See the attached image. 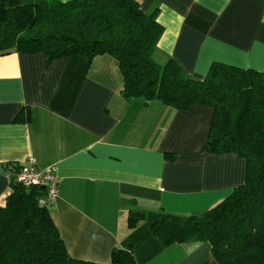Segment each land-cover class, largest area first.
Returning a JSON list of instances; mask_svg holds the SVG:
<instances>
[{
    "label": "crops",
    "instance_id": "0c3cea01",
    "mask_svg": "<svg viewBox=\"0 0 264 264\" xmlns=\"http://www.w3.org/2000/svg\"><path fill=\"white\" fill-rule=\"evenodd\" d=\"M15 6L21 0H0ZM162 32L153 59L176 60L196 79L213 62L264 69V0H140ZM114 60L43 53L0 56V204L11 165L28 157L54 166L58 194L45 204L74 258L106 263L130 245L137 264H220L211 244L163 245L130 209L192 214L225 198L245 178L234 153L204 151L211 108L176 110L159 100L125 98ZM172 155L173 158H170Z\"/></svg>",
    "mask_w": 264,
    "mask_h": 264
},
{
    "label": "trees",
    "instance_id": "16d2710c",
    "mask_svg": "<svg viewBox=\"0 0 264 264\" xmlns=\"http://www.w3.org/2000/svg\"><path fill=\"white\" fill-rule=\"evenodd\" d=\"M162 32L154 13L140 0H21L0 3V56L43 53L46 63L69 56L111 57L125 98L159 100L176 110L211 108L204 151L234 153L246 161L241 185L210 208L192 214L130 209L128 227L146 221L163 245L211 244L220 264H264V69H241L213 62L196 79L169 59L159 64L152 52ZM173 158L172 155H169ZM0 204V264H137L132 247L115 246L106 263L71 257L49 208L39 199L45 190L10 178Z\"/></svg>",
    "mask_w": 264,
    "mask_h": 264
},
{
    "label": "built area",
    "instance_id": "2783aa9c",
    "mask_svg": "<svg viewBox=\"0 0 264 264\" xmlns=\"http://www.w3.org/2000/svg\"><path fill=\"white\" fill-rule=\"evenodd\" d=\"M10 169V178L16 183L44 187L45 194L39 199L40 203H46L58 194L61 179L55 174L53 165L40 168L35 158L28 157L23 163L11 165Z\"/></svg>",
    "mask_w": 264,
    "mask_h": 264
},
{
    "label": "water",
    "instance_id": "95a60500",
    "mask_svg": "<svg viewBox=\"0 0 264 264\" xmlns=\"http://www.w3.org/2000/svg\"><path fill=\"white\" fill-rule=\"evenodd\" d=\"M40 189H42V190H43V189H44V187H43V186H40Z\"/></svg>",
    "mask_w": 264,
    "mask_h": 264
}]
</instances>
